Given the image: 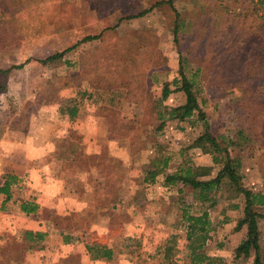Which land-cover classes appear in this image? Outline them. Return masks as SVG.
I'll return each mask as SVG.
<instances>
[{"label": "rangeland", "instance_id": "374dc122", "mask_svg": "<svg viewBox=\"0 0 264 264\" xmlns=\"http://www.w3.org/2000/svg\"><path fill=\"white\" fill-rule=\"evenodd\" d=\"M13 1L17 3L13 16L6 14L2 17L0 13V72L6 73L0 75V86H6L0 88V137L8 129H28L31 121L40 119L41 110L55 114L59 104L81 102L80 91L95 92L91 85L99 79L97 67L110 64H100L98 54L103 56L107 54L106 50L115 49L130 58L128 68L123 67L130 77L112 67H107L104 74L111 82L116 75L118 81L114 82L124 85L117 90L113 86L111 92L123 98L124 102L115 122L113 116L98 114L104 102L91 103L88 97L84 100L82 120H92L85 131L98 140L97 152L90 154L89 146L84 143L85 135H77L78 131H71L69 138L60 142V170L66 175V189L69 191L73 187L84 200L91 198L93 202L92 207L85 208L79 216L70 215L61 224L71 228L82 227L87 230L86 234L92 235L97 234L93 231L96 222L104 221L100 216H105L109 236L116 242L114 245L130 256L137 252L139 264H159L150 259L151 254L166 240L177 236L179 252L174 258L178 264H190L185 256L187 241L186 232L181 228L180 200L195 204L198 211L199 203L195 202L192 190L184 188V193L179 194L175 187L170 191L162 185V175L148 187L141 182L147 170L154 169L150 163L156 157V143H160L172 158L167 173H172L188 158L195 165L211 164L212 155L190 147L207 130L224 145L229 140L242 144L229 147V151L232 157L242 162L246 187L253 189L252 185L260 182L258 179L264 182V115L253 111L250 102L254 89L245 85L235 88L224 86L227 73L217 69L224 64L227 58L224 51L239 31V26L232 22L236 18L243 19L245 15L250 20L256 19L252 14L253 0H173L175 10L186 24L180 35V50L191 65L187 75L190 77L194 73V66L205 65L200 104L206 121H199L198 115L185 122L167 120L163 132L157 135L155 129L161 123L156 116L158 109L178 107L186 101L185 94L177 92L153 110L154 102L162 96L163 84L179 76L173 34L176 13L168 5H156L167 0ZM151 8L147 15L137 17ZM258 16H263V13ZM102 32L103 38L78 44L85 37L98 36ZM64 51L67 52L61 61L51 64L40 62ZM201 61H207V65ZM20 65L23 68H16ZM229 72L235 79L240 78L238 73ZM141 79L145 88L140 97L148 99L146 106L149 110L137 109L130 100L139 95L135 86ZM47 99L55 101L42 106V100ZM250 111L254 113L249 114ZM79 123L78 128L82 129L83 122ZM123 130L127 135V131L131 132L130 141L118 138ZM241 131L253 141L243 143L239 135ZM122 155H126L127 161L119 159ZM215 168L216 174L220 167ZM121 180H124L122 188L117 190ZM97 186L101 193L105 190L107 195L117 197L112 200L108 197L112 203H119L117 211L111 208L96 213L94 192ZM260 191H264V185ZM104 196L101 194L102 201L106 199ZM221 196L223 198L225 194ZM223 206L224 202L220 201L218 208ZM241 211H228L225 215L220 214V209L219 213L211 211L215 223L223 216H229L232 221L218 225L212 233L213 240L204 249L206 253L232 261L234 251L246 233L245 230L235 232L236 220L242 217ZM126 223L144 230L143 242L138 246L132 236L122 232Z\"/></svg>", "mask_w": 264, "mask_h": 264}, {"label": "trees", "instance_id": "16d2710c", "mask_svg": "<svg viewBox=\"0 0 264 264\" xmlns=\"http://www.w3.org/2000/svg\"><path fill=\"white\" fill-rule=\"evenodd\" d=\"M256 3L252 2L253 12L256 19L250 20L248 16L245 15L243 19L236 18L232 23L239 26V31L232 39L233 42L228 48L225 49L226 60L221 68H217L221 73H227L223 85L226 87L236 86H247V88L254 89L253 97L251 98V105L253 106V111H257L260 115H264V0H255ZM168 5L176 13V20L173 29L174 34V44L176 45V50L178 54V78H175L172 82H165L162 86V96L159 100L154 102L153 110L158 109L160 105H163L168 98L177 92H183L186 96V101L183 105L178 107H168L164 106L163 109H158L156 116L159 118L161 123L155 129V134H160L163 132L167 120H176L178 122L189 121L198 115L199 121H206V115L200 104L201 97V81L202 74L204 73L205 65H199V67L194 66V73L189 77L187 75L188 67L191 65L187 62V59L182 55L180 50V35L182 30L186 28L184 20H181L178 12L175 10L173 0H167L156 4ZM17 7V3L13 0H1L0 2V13L2 17L6 14L13 16ZM153 8L144 10L137 17H143L151 12ZM262 12L263 16H258ZM136 17H128V19H134ZM113 30V29H110ZM107 31L108 30H104ZM104 33L102 32L98 36H87L80 41V43H85L89 41H94L96 39L103 38ZM230 37V36H229ZM231 39V38H230ZM69 51V49L67 50ZM64 52L56 53L46 60L40 61L42 64H51L56 61H61ZM105 55L101 56L98 54V62L100 64H106L108 68H117L122 70L123 75L130 77V73L126 72L128 68V61L130 58L124 57L122 54L117 52L115 49L106 50ZM207 65V61H201ZM87 64V63H86ZM103 67V70L101 68ZM104 65L97 67L99 79L93 82L91 88H95V92L80 91L78 94L82 101L79 103H73L71 105L59 104L57 105L59 110L58 114L68 115L70 119H75L82 117L85 112L84 100L88 97L91 103L104 102L101 106V112L98 114L101 116H113V121L122 108L123 98L117 96V94H111L114 90L113 86L117 89H121L124 85L120 83H115L118 77L114 75V81L106 80L104 77L106 73V68ZM125 67V69H123ZM16 68H23L22 65ZM100 70V72H99ZM116 70V71H118ZM232 73H238V77L232 76ZM3 72H0V75ZM4 75L6 73H3ZM240 74H243L240 76ZM245 75V76H244ZM116 79V80H115ZM136 81V80H135ZM127 85V82H125ZM4 86V87H3ZM4 84H1L0 88H5ZM145 88L143 79L139 80L135 86V89L139 92V95L131 97V103L135 107L149 110L147 108L148 99L144 96L141 98L143 89ZM5 92V91H4ZM59 90L56 91L58 94ZM54 99L42 100V106H48L54 103ZM64 107V108H63ZM251 112L249 114H253ZM112 130V128H111ZM119 133L121 135L118 138L131 140L128 135ZM240 140L245 142H251L253 139L245 134L243 131L239 132ZM236 145L241 146L242 144H234L233 141L229 140L227 145H224L219 141V138L215 137L210 131L204 132L200 135L195 142L190 146L191 149H199L204 154L212 155V163L209 165H195L191 159H186L182 164H180L172 173H167L169 169L171 157L165 153L164 147L160 143L154 144L155 158L151 161L150 165L154 168L153 170H147V175L143 179L141 184L145 186H150L154 184L157 177L164 176L163 186L168 190L172 191L177 187L179 194L184 193V188H189L192 190L193 198L195 202L199 203L200 208L197 211L195 204H187L182 199L180 200V212L182 218L181 228L186 232V257L189 259L190 264H238L242 262L244 264H264V248L261 244V230L260 224L264 221V212L260 211V208L264 207V192H257L250 189L244 184V175L242 173V162L238 158L231 156L229 147ZM148 165V166H150ZM148 166L146 168H148ZM216 166H219V170L215 174ZM15 180V178H10ZM125 180V179H124ZM124 180H121V185L117 190L122 188ZM6 189H10V183L5 184ZM4 191V192H5ZM95 191V190H94ZM98 191V192H97ZM101 193L99 186H97L95 193V210L96 213H101V211H108L112 208L113 211H117L119 203H112V198H117L116 196L107 195L105 190ZM224 193L225 196L221 198V194ZM101 194H105L106 199L101 200ZM138 195V193H137ZM111 197V200L108 197ZM137 199V198H135ZM220 201L224 202L222 208H218ZM109 202V203H108ZM144 207L140 208L143 209ZM225 215L228 211H241L242 217L236 220L235 232L246 231L244 238L237 246L234 251L232 261L228 262L223 257L211 256L205 252L206 245L213 240L212 233L216 231L218 225L229 224L232 219L228 216H223V219L215 223L212 218L211 211L217 212ZM24 212H32L33 208L28 209L27 206L22 208ZM105 216H100L104 219ZM106 219V218H105ZM54 221V226L57 229H62L66 232H73L76 230L84 231L82 227H69L67 225H62L65 219L58 217H52ZM97 225L104 224L101 222H96ZM221 248L223 245L220 246ZM88 251L92 256V259H112L113 251L106 246L100 244H93L88 246ZM179 252L177 246V236H173L164 242L154 254H151L150 259L159 264H178L177 260L174 258L175 254Z\"/></svg>", "mask_w": 264, "mask_h": 264}, {"label": "crops", "instance_id": "0c3cea01", "mask_svg": "<svg viewBox=\"0 0 264 264\" xmlns=\"http://www.w3.org/2000/svg\"><path fill=\"white\" fill-rule=\"evenodd\" d=\"M58 110L55 114L41 110L40 119L31 121L28 129H8L0 137V264H139L137 252L130 256L114 245L105 217L101 221L105 225H94L97 234L92 235L86 234L87 230L66 232L54 226L52 217L79 216L93 204L91 198L84 200L73 187L66 189V175L60 170V142L69 138L71 131H78L77 135H85L84 143L89 146L90 154L97 152L98 143L95 136L85 131L92 120L70 119L68 115H59ZM79 121L83 122L82 129L78 128ZM126 158L122 155L119 159L127 161ZM258 180L252 188L262 192L264 182ZM7 182L10 189L5 191ZM24 206L34 211L24 212ZM260 230L264 248V221ZM123 231L136 240V246L143 242L144 230L126 223ZM91 236L95 237L90 239ZM93 244L111 249L112 259H92L88 246Z\"/></svg>", "mask_w": 264, "mask_h": 264}]
</instances>
